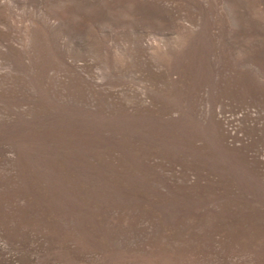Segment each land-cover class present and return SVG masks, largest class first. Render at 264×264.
<instances>
[{
    "label": "rangeland",
    "instance_id": "rangeland-1",
    "mask_svg": "<svg viewBox=\"0 0 264 264\" xmlns=\"http://www.w3.org/2000/svg\"><path fill=\"white\" fill-rule=\"evenodd\" d=\"M0 264H264V0H0Z\"/></svg>",
    "mask_w": 264,
    "mask_h": 264
}]
</instances>
